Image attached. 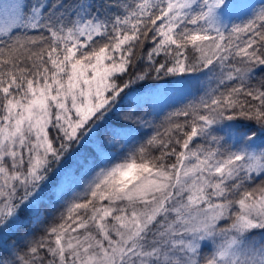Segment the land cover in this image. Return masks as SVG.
I'll list each match as a JSON object with an SVG mask.
<instances>
[{
    "label": "snow or ice",
    "instance_id": "1",
    "mask_svg": "<svg viewBox=\"0 0 264 264\" xmlns=\"http://www.w3.org/2000/svg\"><path fill=\"white\" fill-rule=\"evenodd\" d=\"M0 264H264V0H0Z\"/></svg>",
    "mask_w": 264,
    "mask_h": 264
},
{
    "label": "trees",
    "instance_id": "2",
    "mask_svg": "<svg viewBox=\"0 0 264 264\" xmlns=\"http://www.w3.org/2000/svg\"><path fill=\"white\" fill-rule=\"evenodd\" d=\"M146 48H147V45L145 46V49H146ZM141 67H143V65H141ZM141 87H143V85H141ZM26 228H27V227H23V228H21V229H20L21 233L27 231Z\"/></svg>",
    "mask_w": 264,
    "mask_h": 264
},
{
    "label": "rangeland",
    "instance_id": "3",
    "mask_svg": "<svg viewBox=\"0 0 264 264\" xmlns=\"http://www.w3.org/2000/svg\"><path fill=\"white\" fill-rule=\"evenodd\" d=\"M27 230V228H26ZM19 233H21V231L19 230ZM19 233H17V235H19ZM12 239H16V237H13ZM9 243H11V240L9 241Z\"/></svg>",
    "mask_w": 264,
    "mask_h": 264
}]
</instances>
